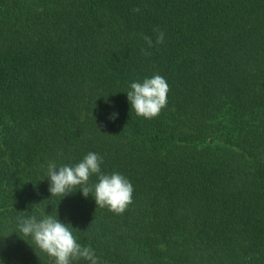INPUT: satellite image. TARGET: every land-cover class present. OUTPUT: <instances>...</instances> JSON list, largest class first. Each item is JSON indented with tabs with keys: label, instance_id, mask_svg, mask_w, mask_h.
<instances>
[{
	"label": "trees",
	"instance_id": "1",
	"mask_svg": "<svg viewBox=\"0 0 264 264\" xmlns=\"http://www.w3.org/2000/svg\"><path fill=\"white\" fill-rule=\"evenodd\" d=\"M153 75L146 119L125 92ZM89 152L122 213L51 197L47 164ZM45 214L98 264H264V0H0V264H51L15 233Z\"/></svg>",
	"mask_w": 264,
	"mask_h": 264
},
{
	"label": "clouds",
	"instance_id": "2",
	"mask_svg": "<svg viewBox=\"0 0 264 264\" xmlns=\"http://www.w3.org/2000/svg\"><path fill=\"white\" fill-rule=\"evenodd\" d=\"M138 11V10H137ZM156 43L164 42V33L159 29ZM149 47L153 42L145 37ZM169 85L160 75L145 77L143 80L132 81L126 93L131 111L146 119L157 117L167 105ZM118 113H113L110 119H117ZM103 157L95 152H89L76 164L57 165L54 161L47 164L46 178L49 182L51 197L65 198L77 190L87 198L91 196L96 205L107 207L119 214L132 202L133 185L121 173H105L101 169ZM96 176L95 183L90 184V177ZM61 199V200H62ZM60 200V201H61ZM70 223H65L51 214L42 216H19L15 228L22 239L36 250L45 253L51 264H98L95 250L82 245L74 235Z\"/></svg>",
	"mask_w": 264,
	"mask_h": 264
}]
</instances>
